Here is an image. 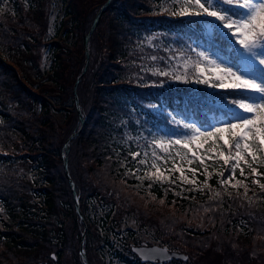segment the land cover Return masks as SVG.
<instances>
[{
    "label": "trees",
    "instance_id": "obj_1",
    "mask_svg": "<svg viewBox=\"0 0 264 264\" xmlns=\"http://www.w3.org/2000/svg\"><path fill=\"white\" fill-rule=\"evenodd\" d=\"M64 2L67 4L63 14L65 19L60 22V26H65L64 32L61 37H56L57 40L48 43L43 42L48 14L43 12L40 4L28 8L33 0L29 5L14 0L13 12L7 10V13L0 8V264H34L42 255V260L49 264H67L69 251L77 264L84 263L79 249L85 227L77 213L64 168V144L80 129L78 136L70 142L68 165L87 225L85 251L88 264H94L90 259L93 249H98L99 264H106L105 259L108 264H112L113 259L127 264H149L142 263L130 252L133 242L150 243L142 235L145 219H140L142 223L138 229L129 223L136 218L134 213L139 218L145 216L135 206L136 196L166 201L195 218L183 225L178 221L172 222V226L167 225L168 231L171 227L175 231L177 225H181L188 238L183 246L165 240L159 242L171 249L189 255L190 250L185 245L192 250H202L215 234L222 242L226 241L223 246L229 243L227 235L233 233L243 236L247 242L255 239L259 235L257 228L264 226V192L251 183V177L245 180L249 187L245 194L242 187H229L225 192L219 185L215 173L223 170V166L218 171L208 169L214 173L208 179L211 190L204 187L203 191L198 190L205 180L200 173L195 176V185L181 183L179 173H172L171 179L176 180V184L154 183L151 188L148 180L142 182L124 175L126 170L135 169L128 151L138 150L132 140L126 141L125 134L131 137L141 133L148 135V130L160 134L174 133L171 129L177 126L169 119L170 112L178 113L177 119L194 120L199 124H211L212 115L214 119L230 115L209 96V93H215L200 85L175 82L157 88L145 87L147 81L138 84L136 77L140 65L147 62L149 67L152 66V62L145 58L167 55L162 49L157 52L145 47L141 51L139 42L146 35L166 33L165 44L179 47L186 42L197 47L203 42L212 43L216 48L220 46L219 50L226 56H231L225 51L227 38L221 41L220 30L213 28L209 32L206 23L189 24L186 19L161 12V0H120V4L112 0L108 12L114 10L115 14L108 16V12L104 13L98 23L101 25L107 20L108 29L106 36L96 38L103 42L99 63L90 67L91 43L100 28L97 25L90 38V65L89 72L85 73H89L91 79L86 81L87 87H83L85 81L82 80L78 85L85 120L82 124L74 99V83L86 62L85 36L102 5L91 11L93 19L89 21L90 27L85 28V7H81L77 0ZM203 19L211 20L208 17ZM78 34L79 53L74 48ZM41 46L50 48L51 63L46 77H42L44 72L40 70L36 76L28 72L26 64L35 62L32 57L24 55L20 59L18 56V49H23L26 54ZM68 69L72 70L69 78L73 82L69 85ZM55 92L56 96H49ZM236 98L229 96L226 99ZM149 105L163 107L152 109ZM125 157L127 162L122 167ZM77 168L80 178L75 173ZM258 171L264 172V168L260 167ZM247 172L245 168L246 175ZM137 175L142 176L143 172ZM236 178L242 179L239 170ZM260 182L264 183V178ZM89 183H97V188L85 193L84 187ZM216 192L221 193L220 197L215 196ZM240 199L247 202V211L242 207L239 211L235 206ZM144 212L148 214L146 210ZM204 213L209 218L206 224L200 225L195 220ZM191 220L192 226H186ZM205 240V246H202ZM93 241L97 244L93 245ZM189 261L190 256L187 262L173 260L167 264H188Z\"/></svg>",
    "mask_w": 264,
    "mask_h": 264
},
{
    "label": "snow or ice",
    "instance_id": "obj_2",
    "mask_svg": "<svg viewBox=\"0 0 264 264\" xmlns=\"http://www.w3.org/2000/svg\"><path fill=\"white\" fill-rule=\"evenodd\" d=\"M160 8L161 12L186 19L189 24L206 23L209 32L213 28L226 30L220 33V39L227 38L225 51L231 56L221 58L220 46L217 51H210L186 42L179 47L165 44L163 38L168 34L152 33L146 35L138 47L141 51L145 47L157 52L162 49L167 55H148L145 60L151 61L152 66L149 67L147 62L140 65L137 83L147 81L145 87L162 88L179 82L226 90L215 95L209 93V96L232 115L197 126V123L177 119L179 114L170 112L169 119L177 126L178 132L169 135L148 130V135L141 133L136 137L125 134L126 141L132 140L138 150L128 151L135 169L126 170L124 175L142 182L148 180L151 188L154 183L176 184L171 174L179 173L181 183L195 185L196 180L189 179L185 172L195 177L197 169L184 165L198 162L205 176L203 186L198 190L203 191L204 187L211 190L208 179L214 173L209 172L206 161L213 164L222 161L223 170L215 175L225 192L229 187H242L246 194L248 185L245 180L249 177L251 183L264 192V183L260 182L264 172L258 171L264 167V0H161ZM205 17L212 20L205 21ZM229 96L237 98L227 104L221 103ZM148 107L158 109L163 106ZM126 162L127 157L121 166ZM169 163L171 167H168ZM245 168L248 169L247 175ZM237 170L242 179L236 178ZM138 172L143 175H137ZM220 195V192L215 193L216 197ZM166 253V249H153L142 256L145 261H150Z\"/></svg>",
    "mask_w": 264,
    "mask_h": 264
},
{
    "label": "rangeland",
    "instance_id": "obj_3",
    "mask_svg": "<svg viewBox=\"0 0 264 264\" xmlns=\"http://www.w3.org/2000/svg\"><path fill=\"white\" fill-rule=\"evenodd\" d=\"M19 1H22L25 5L30 4V0H19ZM86 1L88 3H86ZM106 1L107 0H77V2L80 4V6L85 7V10L87 11L85 13V16L87 15V22H86L85 28L90 27L89 21L93 19L91 11L92 10L95 11L96 10L95 8L97 6L103 5ZM114 1L115 2L117 1V4H120V0H114ZM39 4H40L43 12L48 14L47 15L48 16V20H47L48 21V28H47L46 36H45V39L43 40V42L48 43L52 40H57V38L61 37V35L64 32L65 26H60V22H61V20L65 19V17H63V14H64V11H65L67 4L64 2V0H39L38 3H37V0H33V4L29 5L28 8H35L37 5L39 6ZM14 5H15L14 0H0V8L4 9V11L7 13H8L7 10L11 11V9H13V10L15 9ZM26 8H27V6H26ZM25 10H27V9H25ZM11 12H13V11H11ZM106 12H108V9L104 13H106ZM89 13L91 15H88ZM114 14H115L114 10L112 12H108V16H113ZM101 19H102V17H101ZM101 19H100V21H101ZM209 19L212 20V18H209ZM215 23H219V22H215ZM5 26H6V23H5ZM99 26H100V28H99V30H97V33L94 36L95 37L94 42L91 43V50H92V57L91 58H92V60H91V66L90 67H92L94 65H98L99 57L102 55V51H103V42L101 40H98V39L96 40V38L102 39V37L106 36V34L108 33L107 20H105L104 23L99 25ZM7 27H9V26L7 25ZM7 27H5V28L9 30L10 28H7ZM218 29L220 30V32L226 31L222 28H218ZM95 30L93 31V33L95 32ZM83 33H84L83 31L80 33L81 37L83 36ZM80 36L78 34L77 39H74L75 43L77 42L76 45L74 46V48L76 49V52H78V53H79L80 49H77V48H81V46H80L81 42H79ZM89 42H90V40H89ZM73 45L74 44H72V47H73ZM200 46H202L205 50L217 51V48L214 45H212V43L207 45L206 43L203 42ZM49 49L50 48H48L46 46H41L38 48H33L31 51H28V53H26V54L24 53L23 49H18L19 50L18 56L20 59H22L24 55H26L27 57H30V58L32 57L33 61L35 60V62H33V64H31V65L26 64L28 72L33 74V76H36V74L37 75L40 74L39 73V70H40V71L44 72L42 77L43 76L46 77V75L48 73L47 70L50 68V63H51L50 62ZM72 50H73V48H72ZM219 51H220L221 58L226 56L221 50H219ZM72 54H73V52H72ZM85 54H86V50H85ZM71 72H72L71 69L67 70L66 75L68 74L67 75L68 78H69V75ZM88 72H89V70H88ZM90 76L91 75L89 73H87V74H84V76L82 77V79H81L82 82L85 81L83 87H87V85H85V84H86V81L88 82L91 79ZM67 84L68 85L73 84V82L71 83V78L67 79ZM74 85H75V83H74ZM200 86L203 88H206L203 85H200ZM206 89H209V88H206ZM209 90H211L215 94H219L221 91H226V90H221V89H209ZM77 94H78V87H77ZM56 95H57L56 92L49 94V96H56ZM74 99H75V90H74ZM66 100H68V99H66ZM229 101H231V99H225V100L221 101V103L227 104V103H229ZM80 108H81V106H80ZM221 110L223 111V109H221ZM230 115H232V113H230ZM221 119H225V118L220 117L219 120H221ZM177 130H178L177 127H175V128L171 129V132H176ZM170 134H172V133H169V135ZM76 136H78V135H76ZM76 136H74L73 138H75ZM73 138H71V140ZM71 140H70V142H71ZM64 154H65V150H64ZM75 157H76V155H75ZM206 163L209 165V168H212L214 171L220 170V168H222L221 166H223L222 161H220L219 163H216V164H213L211 161H206ZM82 167L85 168L87 166H82ZM168 167H171V163H169ZM184 167L185 168H188V167L196 168L197 169L196 176L199 173L203 174V172L201 171V169H203V167L200 166L198 162H194L191 165H188L187 163H185ZM68 168H69V165H68ZM262 168H264V167H262ZM75 173H76L77 178L81 177L80 173H78V168H77V170H75ZM185 175H187L189 179L197 178V177H193L192 174L190 172H187V171L185 172ZM95 181L98 183V179H96ZM97 183H94V184L89 183L86 187H84V192L86 193V192H89L92 188H97L96 187ZM75 188H76V185H75ZM250 188H252V186H250ZM72 194H73V192H72ZM134 203H135V206L137 208H139L144 213V215L146 217L142 215V217L139 218L138 214L134 213V214H136L135 215L136 218L133 220H130L129 223H130V225L135 227L134 229H138L142 223V220H140V219H145L144 222H146L145 223L146 227L142 230V235H143L144 239L146 238V241L150 242V243H148L149 245L159 244L161 246H165L164 244L162 245L161 243H159L161 240H165V241L173 242L179 246H183V244L186 242L185 239L187 237L185 236L184 230L181 229L182 226L177 225V228H176L177 230H175V231H173V228L171 227V231H168L167 225L171 224V226H172V222H176V221H178L179 224L183 225L184 222L188 221L189 219H192V218L195 219L194 217L188 216L187 214L182 213V211L180 212L176 206H170V205H168V203L166 201H162V200L161 201H154L152 199H146L145 200L142 197L136 196L134 199ZM246 204H247V202H244L240 199L239 201H237L235 203V206L238 207L239 211H240V207H242L245 211H247L248 206ZM140 206H142V207H140ZM132 207H134V205ZM144 210H146V212L148 214H146L144 212ZM212 213H214V212H212ZM211 216H213V215H211ZM262 217L263 216L261 215L260 218H262ZM208 218H209V216L208 215L205 216V213H204V216L196 219L195 221H199L200 225H202L203 222H204V224H206ZM81 221H82V219H81ZM82 222H81V224H82ZM189 222L190 223L187 224L186 226L191 227L192 226L191 225L192 220ZM262 226L257 228V232L260 236L258 235L255 239H252L251 241L248 240V242H247V240H245L246 238H243V236H237L236 233H235L236 235L233 233L231 236L227 235L228 237H226V238L229 239L228 240L229 243L224 245V246H223V242L226 243V241L222 242V239H219V235L217 236V234L210 237L209 242L206 246H205L206 240L202 243V246H205V247H203L202 250L201 249L192 250L188 245H185V247L190 250V254H189L190 261L188 264H264V237H263L264 236V229L262 228ZM178 227H180V228H178ZM81 229L82 228H79V231H81ZM261 230H262V233L260 234L259 232ZM84 231H85V228H84ZM148 231H150L151 234H148ZM232 236L235 238V239H233V241L230 239V238H232ZM238 238H241V239L239 240ZM154 239H158V241H156ZM236 239H238L239 241H236ZM85 241H84V249H85ZM81 244H82V238H81L80 248H81ZM96 244H97V242L95 243V241H93V245H96ZM133 244H136V243L133 242L130 244V246ZM138 244L139 245L140 244H147V242H141ZM95 247H97V246H95ZM171 250H177V249H171ZM92 252H93V255L91 253V257H90L92 263L99 264L100 262H99L98 249H93ZM79 253H80V249H79ZM43 257H44V255L39 256L37 258V261L34 264H36V263H38V264H49L48 261L42 260ZM67 257H68L67 264H77L76 259H71L72 258V252L71 251L67 252ZM112 262H113L112 264H126V263H122V262L118 261L117 259L116 260L113 259ZM105 263L108 264L106 259H105ZM83 264H85V263H83Z\"/></svg>",
    "mask_w": 264,
    "mask_h": 264
},
{
    "label": "water",
    "instance_id": "obj_4",
    "mask_svg": "<svg viewBox=\"0 0 264 264\" xmlns=\"http://www.w3.org/2000/svg\"><path fill=\"white\" fill-rule=\"evenodd\" d=\"M112 0H107L103 5L102 7L99 9V11L97 12L94 20H93V23L91 25V28L89 30V32L87 33L86 37H85V45H86V63H85V66L81 72V74L77 77V80L75 82V85H74V90H75V103H76V108H77V111H78V114H79V117H80V120L82 121V124H84L85 120H84V117H83V114H82V111H81V108H80V104H79V97H78V94H77V87H78V84L80 83L82 77L84 76V74L86 73V71L88 70L89 68V65H90V53H89V40L91 38V35L93 33V31L96 29L103 13L108 9V6L110 4ZM80 131L74 133L65 143L64 145V150H65V154H64V168H65V172H66V176L68 178V182H69V185L71 187V190L73 192V195H74V199H75V206H76V210L80 216V218L82 219V221L85 223V219H84V216H83V213L80 209V204H79V198L77 196V192H76V188H75V182L70 174V171H69V168H68V152H69V149H70V140L71 138H73L74 136L78 135ZM86 230H87V226L85 224V231L83 232L82 234V244H81V248H80V255L81 257L83 258V260L86 262L87 260V257H86V254H85V249H84V241L86 239ZM153 249H166L167 250V253L165 256H161L159 258H156V259H153V260H150V261H145L144 257L142 256V253H148L150 252V250H153ZM131 251L133 254H135L143 263H158V264H162V263H165V262H169L173 259L175 260H182V261H186L188 259V255L183 253V252H180V251H176V250H171L169 249L168 247L166 246H160V245H156V244H153V245H147V244H133L131 245ZM86 264H88L86 262Z\"/></svg>",
    "mask_w": 264,
    "mask_h": 264
}]
</instances>
